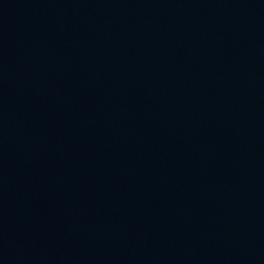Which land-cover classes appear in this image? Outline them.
<instances>
[{"label":"water","instance_id":"water-1","mask_svg":"<svg viewBox=\"0 0 264 264\" xmlns=\"http://www.w3.org/2000/svg\"><path fill=\"white\" fill-rule=\"evenodd\" d=\"M0 264H264V0H0Z\"/></svg>","mask_w":264,"mask_h":264}]
</instances>
